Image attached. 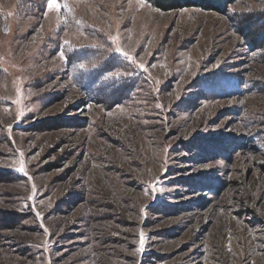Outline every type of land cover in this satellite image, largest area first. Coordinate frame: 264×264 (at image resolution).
Returning a JSON list of instances; mask_svg holds the SVG:
<instances>
[{"label":"rangeland","instance_id":"1","mask_svg":"<svg viewBox=\"0 0 264 264\" xmlns=\"http://www.w3.org/2000/svg\"><path fill=\"white\" fill-rule=\"evenodd\" d=\"M59 2L0 0V264H264V0Z\"/></svg>","mask_w":264,"mask_h":264},{"label":"trees","instance_id":"2","mask_svg":"<svg viewBox=\"0 0 264 264\" xmlns=\"http://www.w3.org/2000/svg\"><path fill=\"white\" fill-rule=\"evenodd\" d=\"M151 2L155 7L159 8L160 10L167 11L173 9H179L183 7H190V6H198L204 9L214 10L222 13H226L230 7V5L236 0H147ZM257 13H244L240 17V19H236L237 22L243 23L240 26V23L237 24V27L241 28V31L244 34L248 35L250 40V44L254 48H264V13H261L260 16V23L258 26L253 27L250 22L253 21L254 17H257ZM245 23V24H244ZM93 51L94 56L97 54V47L91 46L88 47ZM70 50H67V53H70ZM113 57L107 59V61L102 62V77L98 80L96 84V88L98 92L94 97L96 99H106V101H110L112 103H116L123 99L126 91L127 85L126 82L128 76L119 72V68L124 64V60L121 59L123 56L119 54H113ZM124 59H126L124 57ZM89 63L88 61H83V63ZM85 67L86 64H83ZM88 66V65H87ZM68 67H71L70 64ZM79 67H75V69H80ZM88 69H92L87 67ZM93 68L92 70H94ZM74 70V67H73ZM127 76V77H126ZM222 80H218L220 83ZM219 89L210 92L212 95L214 93H219ZM104 99V100H105Z\"/></svg>","mask_w":264,"mask_h":264},{"label":"snow or ice","instance_id":"3","mask_svg":"<svg viewBox=\"0 0 264 264\" xmlns=\"http://www.w3.org/2000/svg\"><path fill=\"white\" fill-rule=\"evenodd\" d=\"M47 7L49 10L51 9H56V10H59L61 7H68L67 3L61 5L59 0H48V3H47ZM65 43H68V42H65ZM117 51L121 52V54L125 57H129V54L127 52H124L122 49H117ZM59 55L62 57V58H65V54L63 52V50L60 51ZM135 62V61H133ZM84 65L81 64L80 67H83ZM141 68H144L143 65H140ZM21 171H24L23 167L20 169ZM143 243V242H142ZM142 250V248H141Z\"/></svg>","mask_w":264,"mask_h":264}]
</instances>
